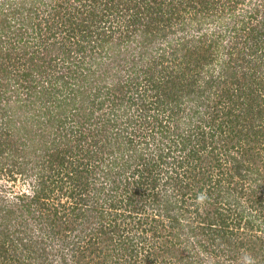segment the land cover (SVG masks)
<instances>
[{
  "label": "trees",
  "instance_id": "1",
  "mask_svg": "<svg viewBox=\"0 0 264 264\" xmlns=\"http://www.w3.org/2000/svg\"><path fill=\"white\" fill-rule=\"evenodd\" d=\"M50 3L0 1V167L38 168L31 191L0 193V264H264V0ZM110 43L136 51L139 74L105 64L118 77L89 106L85 60ZM185 99L200 121L155 146L156 125L169 134L153 109L174 115ZM205 162L215 182L193 170ZM193 199L190 216L173 204Z\"/></svg>",
  "mask_w": 264,
  "mask_h": 264
},
{
  "label": "rangeland",
  "instance_id": "2",
  "mask_svg": "<svg viewBox=\"0 0 264 264\" xmlns=\"http://www.w3.org/2000/svg\"><path fill=\"white\" fill-rule=\"evenodd\" d=\"M0 1H6L7 2L9 0H0ZM45 1H46L47 5L51 6L50 1H52V0H45ZM102 1H103V3H105L106 0H102ZM249 7L250 6L247 4V8H249ZM103 8H105V7L103 6ZM243 8L246 9V6L244 5ZM112 15L114 17L116 16V19H114V18L111 19L110 18L111 16L107 12V15L105 18L107 23L104 24L102 22V24H104L105 28L108 29V31H110V32L112 31V29L115 31V24H116V22H118V19H119V18L117 19V17L119 16L118 13L116 15H115V13ZM111 20H113V22ZM119 21H121V20L119 19ZM111 24H112V26H111ZM100 26H103V25H100ZM214 26H215V24L211 27H214ZM111 27H112V29H111ZM210 29L213 30V28H210ZM114 34L116 35V33H114ZM112 39H113L112 41L116 42L118 40V37H116V38L112 37ZM226 39L229 40L230 37L227 36ZM168 43H169L168 41L164 42L166 49H169V47H170V45ZM110 44H112V43H110ZM110 44H107L106 47H95V50L93 52L91 50L89 55L87 56V58L85 60V62H86L85 65L88 68L89 67L91 68L90 70H87L88 74L94 70L92 72L91 76H89V78H87V80H86V82H87L86 84L88 85V89L91 88L89 91L90 94L88 95V98H86V103L87 104L89 103V106L92 105L93 101H97V104H99L98 102L100 100H102V97H103L102 91H104L106 89L105 88L106 85H113L114 86L113 78H115V76H116L115 71H116V69L118 71V68H112L109 70V72L101 74V71L104 72V69H106L105 64H107L109 66V68L116 66V65H118V67H119V65H121L120 67L122 68V70L121 69L120 70H121V73L125 79L126 78L131 79L129 76L133 75V68L136 69V74H139V68L138 67L140 66V64L138 63V64L133 65L131 62V58H132L131 55H136V53H134L136 51L133 50L134 51L133 52L132 50H129V54H128L126 52V49H127L126 47H117L118 49L114 50L111 47H113L115 45L112 44V46H111ZM221 45L223 46V44H221ZM156 48H157L156 45L149 48V49H151L154 57H152V54L150 52V54H147L145 61H150V60H153V58L154 59L157 58V55L160 53V51H157ZM88 50H89V47H88ZM113 52H116L115 55L112 54ZM168 61L170 64L172 63L169 66V69L173 68L172 67L173 62L170 60H168ZM168 61H165V59L164 60L162 59V62H161L159 59L156 62H152L150 64L154 63L155 65H157L158 70L162 71L165 68V66L167 65ZM89 65H91V66H89ZM159 74H157V76L160 77ZM116 77H118V74ZM95 79H97V80H95ZM159 79H162V77H160ZM142 81H143V85H140L139 88H141L142 86L144 87L145 86L144 84H147V85L150 84L149 82H146L145 79H143ZM200 83L203 84V81L200 80ZM100 88H101V92H100V94H98V89H100ZM143 90H144V88H143ZM134 91H132L130 93L133 94ZM146 94H147L146 97H148L147 98L148 101L156 100V96H155V92H154L153 88H149V90H146ZM217 94L218 93L212 94L213 99L217 96ZM128 95H130V94H128ZM81 96H82L81 94L80 95L78 94V97L75 100L76 105L80 104V100H81L80 97ZM136 98H138V97L136 96ZM139 101H142V100L139 99ZM126 103H127V98L125 99L124 104L126 105ZM195 104H197V102H193V105H195ZM173 105H174V103L171 104V106H173ZM220 105H224V102L221 103ZM194 107L196 108V106H194ZM169 108H171V107H169V105L168 106L165 105L164 108L153 109V111L151 113V114L155 113L156 116L161 118L162 125H164V128L166 126V129L164 131L167 130L166 133L169 134V136L167 138H164L163 137L164 132L161 133V131H158L159 129L161 130L160 125H156V128L153 130L156 131L155 132V135H156L155 142L157 144L155 146H157V147L159 146V144L162 145V147H166L167 143H171L172 144L171 146H173L174 145L173 143L175 142V140H177V143H178L179 142L178 139H180L179 137L182 135V133L186 132V129H188L189 127H191V126L193 127L194 125H196L195 122L197 120H198V122L200 121L199 117L201 116L202 111H200V114L196 113L194 116H191L190 111L192 109V105L187 103V99H185L182 102V107H181V109L178 110L177 114H174V115L170 114L171 109L169 110ZM123 109L126 110L127 108H125V106H123ZM123 109H120V111L118 113L120 114L119 116L121 117V120H122L121 127H126L128 122H127V116L123 117L126 114L125 113L121 114ZM151 119H152V115H151ZM190 119L192 120V123H189ZM75 122L79 128H83L81 123H78L77 119H75L74 122H70L69 125L74 126ZM119 129H120V127H119ZM146 130H148L147 127H144L143 128L144 133H146ZM162 139L164 142H162ZM149 140L154 142L152 137H150ZM172 140H174V141H172ZM178 144L180 145V143H178ZM51 146L53 147L54 145H51ZM157 147H156V149H157ZM178 147H180V146H178ZM141 148H142V151L145 150L148 153L149 149L147 148L145 142L142 144V147L140 146V149ZM143 153L146 154L145 152H143ZM175 156L177 157V159H179V158L183 159L184 158V160L187 161V157L186 156L184 157L183 155L179 154V152H176ZM222 162L224 163L223 159H222ZM193 163H196V162H193ZM226 163L227 164H225V165L222 164L223 165L222 167H224L225 170H228L229 169L228 165H230V164H228L229 162H226ZM173 165L174 166L176 165V167L180 170V172L183 171V168H180L178 166L177 162L173 163ZM173 165H169L167 168V171H163L162 174L164 177H166L168 173L172 172V169L174 167ZM213 165H214V167H213ZM0 166H1V164H0ZM31 167L32 166L30 165L28 168L29 169L28 174H23V175L17 174L16 177H14V179L9 177L10 175L7 173L6 170H2L4 168V166L0 167V193H2L6 197H8L10 200H12V199H15L17 197V195H20L23 192L31 191L33 184L36 182V175H37L36 173L38 172V168L32 169ZM219 167L220 166H217L214 162H205L203 165H198L197 167H194L193 170L196 171L195 173L197 174L198 177L202 178L203 182L208 183L210 180L212 182H215L217 179H219V175H220V172L218 171ZM235 179H238V178L235 177ZM194 183H195V180L192 181L191 184L193 185ZM65 186L68 187V184L65 183ZM188 188H189V191L197 192L195 189H190L191 185ZM160 191L169 193L170 190H168V192H167L162 188V189H160ZM206 191H204V192H206ZM198 193H200V192H198ZM196 199L189 200L188 203H186V205H183L181 202H177V203L173 202V204L175 206L177 205L178 208H180L181 213L187 212L186 211V207H187V209H189V212H187V215L190 216V215H193V212L191 211V209L194 210L192 201H195ZM189 203H192V204L189 205ZM202 211H204V209H202ZM243 228H244V226H243ZM261 233L264 234V232H261Z\"/></svg>",
  "mask_w": 264,
  "mask_h": 264
}]
</instances>
